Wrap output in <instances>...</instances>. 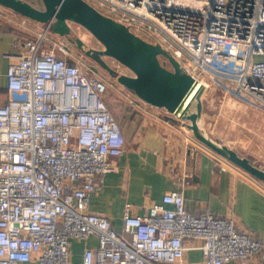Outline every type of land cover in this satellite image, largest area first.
<instances>
[{
    "label": "built area",
    "instance_id": "built-area-1",
    "mask_svg": "<svg viewBox=\"0 0 264 264\" xmlns=\"http://www.w3.org/2000/svg\"><path fill=\"white\" fill-rule=\"evenodd\" d=\"M85 1L161 44L206 86L264 109V0ZM48 32L22 39L0 96V264H189L186 239L201 242L203 264H250L264 242L231 216L191 212L181 190L167 191L144 215L126 205L120 230L88 210L90 194L114 169L111 158L124 152L106 101L113 83L70 60ZM128 95L132 107L147 104ZM92 235L96 246L73 259L70 240Z\"/></svg>",
    "mask_w": 264,
    "mask_h": 264
},
{
    "label": "crops",
    "instance_id": "crops-1",
    "mask_svg": "<svg viewBox=\"0 0 264 264\" xmlns=\"http://www.w3.org/2000/svg\"><path fill=\"white\" fill-rule=\"evenodd\" d=\"M39 24L0 6V96L3 98L8 64L15 60L22 39L34 35ZM110 90L112 95L108 90L106 101L121 125L124 152L111 158L114 169L102 176L100 188L90 194L89 211L103 213L120 230L126 205L130 214L144 215L167 191L178 189L191 212L231 216L239 230L264 242V182L228 164L226 159L198 142L166 110L149 104L132 107L127 101L128 90L118 83ZM206 107L203 98V118L208 128ZM212 136L229 145L224 137ZM259 140L264 143V136ZM245 156L252 160L249 154ZM184 243L183 261L203 264L201 242L186 239ZM96 244L93 235L86 240H70L72 258L81 259L83 249ZM19 264L38 263L31 260ZM224 264L241 263L234 260ZM250 264H264V249Z\"/></svg>",
    "mask_w": 264,
    "mask_h": 264
},
{
    "label": "water",
    "instance_id": "water-1",
    "mask_svg": "<svg viewBox=\"0 0 264 264\" xmlns=\"http://www.w3.org/2000/svg\"><path fill=\"white\" fill-rule=\"evenodd\" d=\"M41 3L42 8H38L27 0H0V6L48 26L59 37L71 34V23L85 28L102 46L87 47L76 38V47L86 57L145 103L169 112L172 120L182 123L198 142L264 182V167L208 132L203 118L207 86L185 72L161 44L145 40L85 0H41ZM104 57L113 58L130 73L114 69Z\"/></svg>",
    "mask_w": 264,
    "mask_h": 264
},
{
    "label": "rangeland",
    "instance_id": "rangeland-1",
    "mask_svg": "<svg viewBox=\"0 0 264 264\" xmlns=\"http://www.w3.org/2000/svg\"><path fill=\"white\" fill-rule=\"evenodd\" d=\"M27 1L38 8H42L41 0ZM44 27V24H39L38 31H41ZM71 28V34L66 37H59L51 31L48 32L47 37L50 44L51 42L65 44L71 54L70 60L79 61L93 75H99L116 84V80L110 77L105 69L91 58L86 57L76 47L75 39L80 38L87 47L96 49L102 48L101 44L82 26L71 23ZM104 60L116 69V60L110 57H104ZM118 69L119 72H128V69L122 64ZM219 87L216 83L211 82L204 93V101L207 106L206 120L208 121V128L205 123L206 129L210 131L211 135L224 137L229 145H232L243 155L249 154L257 165L264 167V143L259 140L264 136V109L254 106L246 95L230 93L227 90H221ZM111 88L112 86L109 87L110 95H112ZM116 101V99L113 100V102ZM112 104L114 105L115 103ZM114 107L116 106L114 105ZM167 113L171 115L169 112ZM183 127L186 129L184 125Z\"/></svg>",
    "mask_w": 264,
    "mask_h": 264
},
{
    "label": "bare ground",
    "instance_id": "bare-ground-1",
    "mask_svg": "<svg viewBox=\"0 0 264 264\" xmlns=\"http://www.w3.org/2000/svg\"><path fill=\"white\" fill-rule=\"evenodd\" d=\"M204 84V83H203Z\"/></svg>",
    "mask_w": 264,
    "mask_h": 264
}]
</instances>
